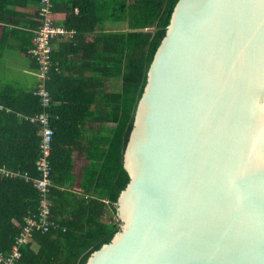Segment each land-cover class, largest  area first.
Returning <instances> with one entry per match:
<instances>
[{
	"label": "water",
	"instance_id": "1",
	"mask_svg": "<svg viewBox=\"0 0 264 264\" xmlns=\"http://www.w3.org/2000/svg\"><path fill=\"white\" fill-rule=\"evenodd\" d=\"M85 264H264V0H177Z\"/></svg>",
	"mask_w": 264,
	"mask_h": 264
},
{
	"label": "trees",
	"instance_id": "2",
	"mask_svg": "<svg viewBox=\"0 0 264 264\" xmlns=\"http://www.w3.org/2000/svg\"><path fill=\"white\" fill-rule=\"evenodd\" d=\"M52 1L54 10L64 4L74 13L77 6V13H94L97 19L67 16L65 26L74 30L73 36L60 45L57 53L52 51L50 75L62 80L60 86L53 84V78L47 83L53 99L50 205L56 226L47 232L33 230L12 264H85L91 252L118 231L117 195L129 181L122 154L149 65L177 2L97 0V4L82 6ZM39 3L0 0V53L10 32L16 39L23 37L21 52L29 55L39 24L38 10L31 18L12 7ZM21 18L28 20L22 24ZM107 23L122 26L114 29ZM88 32L90 36H85ZM35 64L39 69L38 62ZM34 90L0 86V165L37 177L40 173L35 161L40 157L41 128L25 120L42 109ZM71 126L80 131L70 132ZM73 152L83 155L86 162L77 183L74 176L68 177ZM38 205L39 191L29 181L0 175V252L6 253L23 217L35 212Z\"/></svg>",
	"mask_w": 264,
	"mask_h": 264
},
{
	"label": "built area",
	"instance_id": "3",
	"mask_svg": "<svg viewBox=\"0 0 264 264\" xmlns=\"http://www.w3.org/2000/svg\"><path fill=\"white\" fill-rule=\"evenodd\" d=\"M53 13V1L40 0L37 17L39 24L32 38L33 46L28 50V53L38 62L41 75V85L33 91V94L39 97L42 109L27 118L30 123L37 124L41 128L40 157L35 161L40 176L33 177L27 175L26 172L10 171L0 165L1 176H20L25 181H29L34 189H38L39 205L35 207V212H29L23 217V223L14 236L9 249L4 254L0 252V264H12L19 257L20 247L28 241L33 230L47 232L56 226L50 205L51 153L54 143L53 114L51 112L53 99L47 81L53 64V41L57 36H66L69 32L63 24L54 21Z\"/></svg>",
	"mask_w": 264,
	"mask_h": 264
},
{
	"label": "crops",
	"instance_id": "4",
	"mask_svg": "<svg viewBox=\"0 0 264 264\" xmlns=\"http://www.w3.org/2000/svg\"><path fill=\"white\" fill-rule=\"evenodd\" d=\"M68 4H78L82 6H91L97 4V0H64ZM17 12H24L28 16L34 17L35 12H37L38 5L30 4L27 7H12ZM64 4H58L57 9H53V17L56 23H61L65 26L66 17H70L71 19H97V15L93 14H85V13H77L78 7L76 6L73 10L74 13L71 12V9H65ZM27 18H21L19 21L23 24L27 22ZM16 27V29L25 30L23 25L20 27ZM66 27V26H65ZM67 29V27H66ZM69 34L66 36H57L53 41V49L54 52H58L60 49V45L66 40L72 38L74 30L67 29ZM2 32V24L0 23V35ZM91 33H85V36H90ZM23 37L19 36L18 39L10 36V32L6 38L5 44L0 53V86L9 85L18 89H22L25 91L34 90L39 85H41V75L37 64L29 57L27 54H22L21 52V40ZM72 55H69L70 58ZM55 64L57 62L55 61ZM53 73V72H52ZM68 74V71L66 72ZM53 84L56 86H60L62 84V80L60 77H52ZM56 80V82H55ZM57 90V89H56ZM70 132L80 131L78 127H68ZM81 132L86 133L87 131L82 130ZM90 132V131H89ZM70 147V146H69ZM65 149H68L66 146ZM71 170L69 171V175L74 176V182H78L80 179L79 172L80 168L85 165V158L83 155H80L78 152H73L70 156ZM70 185H67L69 188ZM79 194V193H78Z\"/></svg>",
	"mask_w": 264,
	"mask_h": 264
},
{
	"label": "bare ground",
	"instance_id": "5",
	"mask_svg": "<svg viewBox=\"0 0 264 264\" xmlns=\"http://www.w3.org/2000/svg\"><path fill=\"white\" fill-rule=\"evenodd\" d=\"M38 10V9H37ZM52 51H53V48H52ZM29 54V53H28ZM29 56L34 60V58L29 54ZM35 61V60H34ZM35 62H37V61H35ZM52 63H53V61H52ZM52 66H53V64H52ZM52 69V68H51ZM50 73H51V70L49 71V73H48V76H49V79H48V81H50L51 80V75H50ZM41 81V80H40ZM48 81H47V83H48ZM35 96H37V95H35ZM29 117V116H28ZM28 117H25V120H27V118ZM29 122V121H28ZM32 124H34V123H32ZM35 125H37V124H35ZM52 152H53V150H52ZM51 157H52V153H51Z\"/></svg>",
	"mask_w": 264,
	"mask_h": 264
},
{
	"label": "rangeland",
	"instance_id": "6",
	"mask_svg": "<svg viewBox=\"0 0 264 264\" xmlns=\"http://www.w3.org/2000/svg\"><path fill=\"white\" fill-rule=\"evenodd\" d=\"M108 27H114V29H117V27H121L122 25L120 23L113 24V23H107Z\"/></svg>",
	"mask_w": 264,
	"mask_h": 264
}]
</instances>
